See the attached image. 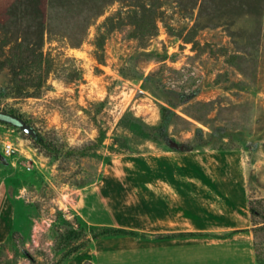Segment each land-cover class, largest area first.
<instances>
[{"label": "rangeland", "instance_id": "374dc122", "mask_svg": "<svg viewBox=\"0 0 264 264\" xmlns=\"http://www.w3.org/2000/svg\"><path fill=\"white\" fill-rule=\"evenodd\" d=\"M15 1L2 62L36 46L39 4ZM45 9L41 87L0 67V112L30 130L0 121V264H210L229 234L264 264V0Z\"/></svg>", "mask_w": 264, "mask_h": 264}, {"label": "trees", "instance_id": "16d2710c", "mask_svg": "<svg viewBox=\"0 0 264 264\" xmlns=\"http://www.w3.org/2000/svg\"><path fill=\"white\" fill-rule=\"evenodd\" d=\"M37 2L39 4V13H40V20L38 21L35 34L36 36V42H34L35 47H30V42L27 41V37L24 36L26 33L23 32L24 39L22 42L17 44L16 49H10L11 52L13 51L14 53L11 55V58L5 60V61H0V67L3 65L6 61L10 60L15 61L16 67L18 71H15L13 69V75L16 77L17 81L20 83L19 88H33V89H38L41 87L43 83V77L41 72L43 73V68H42V62H43V54L40 50V38H41V32L43 29V23H44V17H45V7H46V0H16L15 3H18V6H21L23 4L29 5ZM14 2H9L6 4V8L9 9V12L7 15L14 14L13 9L15 8V5L13 4ZM2 42V41H1ZM24 46V48H23ZM14 67V66H12ZM28 71H38L39 74L34 75V76H29V77H24V76H19L21 73H27ZM45 72V71H44ZM5 123V122H3Z\"/></svg>", "mask_w": 264, "mask_h": 264}, {"label": "crops", "instance_id": "0c3cea01", "mask_svg": "<svg viewBox=\"0 0 264 264\" xmlns=\"http://www.w3.org/2000/svg\"><path fill=\"white\" fill-rule=\"evenodd\" d=\"M1 209V207H0ZM1 210H0V218H1ZM234 239L236 235H227L223 239H219V242L210 241L207 246L203 248L201 251L203 254H207V259L210 264H238L242 259L244 264L253 263V246L251 241L249 240V235L246 236L245 240L242 243L236 242ZM187 244H183L181 248L186 246ZM175 249H169V256L175 257ZM186 250H183V255ZM195 256V254H194ZM251 258V259H250Z\"/></svg>", "mask_w": 264, "mask_h": 264}, {"label": "water", "instance_id": "95a60500", "mask_svg": "<svg viewBox=\"0 0 264 264\" xmlns=\"http://www.w3.org/2000/svg\"><path fill=\"white\" fill-rule=\"evenodd\" d=\"M0 121L5 123H10L18 128H21L22 130L30 132L29 126L25 123V121L13 114L0 112Z\"/></svg>", "mask_w": 264, "mask_h": 264}, {"label": "built area", "instance_id": "2783aa9c", "mask_svg": "<svg viewBox=\"0 0 264 264\" xmlns=\"http://www.w3.org/2000/svg\"><path fill=\"white\" fill-rule=\"evenodd\" d=\"M3 149L4 152L8 155L12 154L15 151V148L13 147L12 143H5Z\"/></svg>", "mask_w": 264, "mask_h": 264}]
</instances>
